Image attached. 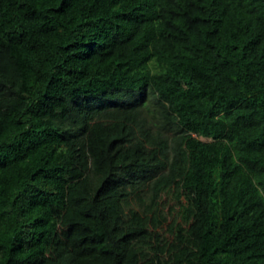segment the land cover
Listing matches in <instances>:
<instances>
[{
  "label": "trees",
  "instance_id": "obj_1",
  "mask_svg": "<svg viewBox=\"0 0 264 264\" xmlns=\"http://www.w3.org/2000/svg\"><path fill=\"white\" fill-rule=\"evenodd\" d=\"M0 264H264V0H0Z\"/></svg>",
  "mask_w": 264,
  "mask_h": 264
},
{
  "label": "rangeland",
  "instance_id": "obj_2",
  "mask_svg": "<svg viewBox=\"0 0 264 264\" xmlns=\"http://www.w3.org/2000/svg\"><path fill=\"white\" fill-rule=\"evenodd\" d=\"M171 205H175V201L173 199H171V198H168L167 199V207L165 209L169 210L170 209L169 207ZM175 214H176L175 210H173L172 214H169V217H170L169 218V222L174 218Z\"/></svg>",
  "mask_w": 264,
  "mask_h": 264
}]
</instances>
